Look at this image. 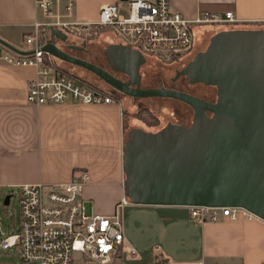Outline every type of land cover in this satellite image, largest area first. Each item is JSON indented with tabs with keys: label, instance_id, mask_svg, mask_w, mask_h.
<instances>
[{
	"label": "crops",
	"instance_id": "0c3cea01",
	"mask_svg": "<svg viewBox=\"0 0 264 264\" xmlns=\"http://www.w3.org/2000/svg\"><path fill=\"white\" fill-rule=\"evenodd\" d=\"M123 1L75 0L69 19L96 22L103 4ZM170 3L173 10L190 19L199 11L224 13L232 10L237 21L195 26L191 51L168 63L142 52L109 27L99 35L106 41L104 54L109 66L97 64L126 80L130 78L126 69L137 67L144 88L166 87L190 92L178 88L183 87L178 82L180 79L184 78L192 86L197 83L213 86L196 80L192 69L201 54L209 52L215 35L229 30H264V0H170ZM63 5L62 2L53 10H62ZM35 20H45L35 0H0V37L22 48L20 50L33 49L23 38L25 33L33 30ZM45 27L44 40L51 35L45 33ZM63 31L72 43L83 41L82 48L69 47L68 51L93 52L87 46L90 42L87 38ZM59 43L63 44L62 41ZM116 46L127 47L128 52L114 49ZM108 50L112 58L114 53L120 54L117 68L110 61ZM151 62L175 67L170 83H166L160 73L151 76L158 83L145 81L148 74L142 68ZM35 73L32 66L0 63V184L3 188L10 190L21 183L67 181L85 169L90 173V181L83 191L88 210L110 215L123 197L128 200L123 207L126 245L133 247L136 254L124 253L122 264H166L169 259L183 263L204 260L206 264H264V219L226 217L222 221L200 223L192 217L191 205L134 201L126 191L125 157L129 131L142 128L157 132L169 123L192 127L198 113L194 106L186 102L194 112L190 123L168 121L157 128L138 116L130 119L121 98L111 103L66 101L35 105L27 99L28 82ZM175 139L184 151L186 145L183 143L188 142L186 137ZM13 227L10 210L3 207L0 239L12 233ZM15 259L0 264H21L19 257Z\"/></svg>",
	"mask_w": 264,
	"mask_h": 264
},
{
	"label": "built area",
	"instance_id": "2783aa9c",
	"mask_svg": "<svg viewBox=\"0 0 264 264\" xmlns=\"http://www.w3.org/2000/svg\"><path fill=\"white\" fill-rule=\"evenodd\" d=\"M62 2V10L54 11V6L59 7ZM35 3L45 20H35L33 30L24 35V43L33 46V52L16 51L0 43V63L35 67L27 95L28 102L35 105L115 100L107 91L82 85L56 71L52 64L54 56L41 48L45 26L61 27L72 33L91 26H107L142 52L168 63L191 51L195 26L237 21L232 10L199 11L190 19L173 10L170 0L105 3L96 22L69 19L75 0H35ZM89 181L90 173L82 169L67 181L21 183L12 187L10 195L19 203L20 222L16 231L0 239V250H17L21 264H122L124 253L135 255L136 250L126 245L123 207L128 203L127 198L117 203L113 214L94 213L83 201ZM189 208L192 217L200 223L222 221L226 217L259 218L243 206L191 205ZM166 264L206 263L169 259Z\"/></svg>",
	"mask_w": 264,
	"mask_h": 264
},
{
	"label": "water",
	"instance_id": "95a60500",
	"mask_svg": "<svg viewBox=\"0 0 264 264\" xmlns=\"http://www.w3.org/2000/svg\"><path fill=\"white\" fill-rule=\"evenodd\" d=\"M68 40L65 33L54 30L41 48L56 58L94 72L112 87L125 94L137 97H173L181 99L197 109L198 113L192 127L169 123L157 132L142 128H132L129 131L127 146L128 144H133L134 146L139 144V141L146 136L155 137V143H159V136L162 135L160 133L164 132L166 134L171 128L174 132L182 128L181 133L175 134V136L186 137L199 118L208 116L211 134L227 153L228 166L224 182L216 192L211 190V193L209 191V188H207L209 184L204 180V177L194 176L192 173H185V171L180 172L184 177V182L187 180L189 192L198 195L206 191L208 196L209 194L216 196L227 203H195L189 200H169L166 197L153 196L143 198V194L148 193V191L151 192L150 188L147 187L151 186L152 181H146L148 185H144L142 188H138L134 184V187L131 186L129 189V178H127L126 191L134 201L185 205L243 206L264 219V30H229L222 34H217L213 37V44L209 52L202 53L199 60L194 63L192 72H194L196 80L216 86L217 96L215 101L173 88L141 87L137 67L126 69L130 78L129 80H123L99 64L71 53L64 48V44L59 43L61 41L66 43ZM0 43L16 51L33 52V50H20L1 37ZM82 46L77 44L70 45V47L77 48H82ZM118 48L129 49L124 46H116L114 49L117 50ZM124 52H128V50ZM107 54L110 56L113 66L117 68L116 65L120 63L118 59L120 54H112L113 58L109 50ZM203 57H209L207 60L209 64L206 63L210 65L206 66L209 67L208 79L201 70L206 65L203 64ZM169 127L170 129L168 130ZM183 128L185 129L183 130ZM185 133L187 134L183 135ZM207 137L209 136H206V139ZM152 141L154 142V139ZM166 141L168 139L164 140V142ZM177 143L179 144V142ZM172 146L174 148L172 150H167L164 146L162 148L155 147L153 151L146 155L151 161H154L152 163L162 167V170L151 169L150 172L153 175L157 177L165 175L166 173L163 171L164 164L170 167L172 163L174 167L178 168L188 160L187 157L181 155L184 154V151L179 148L180 145ZM127 150L126 147V153ZM194 150L198 151V146ZM142 158L145 157L142 156ZM135 163L140 164L138 160ZM151 178H153L152 175ZM200 189L204 191L198 192ZM152 194L155 195L154 193ZM10 198V194L6 195L5 203L9 204Z\"/></svg>",
	"mask_w": 264,
	"mask_h": 264
},
{
	"label": "rangeland",
	"instance_id": "374dc122",
	"mask_svg": "<svg viewBox=\"0 0 264 264\" xmlns=\"http://www.w3.org/2000/svg\"><path fill=\"white\" fill-rule=\"evenodd\" d=\"M122 12L128 13L127 9H122ZM94 28V27H93ZM95 31H99L98 28H94ZM54 30H57L59 32H64L63 28L61 27H45V33H52ZM80 31H85V34L87 35L90 33V28L81 29ZM104 31V30H103ZM74 34H76L78 37H83L80 35L79 31H76ZM100 35V34H99ZM85 36V35H84ZM87 38V37H83ZM87 46L90 50L93 52L91 54H88L86 52L82 51H76L74 50V54L81 56L83 58L89 59L93 62L103 64L104 66H109L108 62L106 60L104 49L106 46V41L104 39H101V37H88ZM79 44L82 45L81 40H77ZM64 44V48L66 50H69V47L72 43V40H68ZM73 53V52H72ZM98 55L99 59H95V56ZM215 55V54H214ZM204 60L203 64H209L207 60L209 57H203ZM204 65L201 69L208 79V71L210 65ZM61 65L76 74L77 76L83 78L87 82L97 86L101 87L105 90H111L112 86L101 79L97 74L94 72L81 67L79 65H75L66 61H62ZM174 68L175 67H165L163 65L154 64L151 62V64H147L142 68L144 73L148 74V80H145L146 82H152L158 83L157 79H152L151 76L157 75L156 73L162 74L165 78L166 83H170V77L174 74ZM153 77V76H152ZM167 78V79H166ZM169 79V80H168ZM159 81V80H158ZM179 84L183 87L178 88H184L186 90H189L192 93H196L200 95L202 98L211 99L216 98L217 91L216 87L213 86H207L203 83H197L195 85H189L188 82L182 78L180 81H178ZM185 86V87H184ZM120 98L123 100L125 108L127 109V114L132 117H140L141 119L151 122L153 121V117L147 112H142L143 116L139 115L140 106L144 105V107L155 113L160 121L159 123H153L154 127H161L168 121H174V122H186L190 123L193 119V109L192 107L187 104L186 102L172 98V97H162V96H149V97H132L127 94H122ZM138 116V117H137ZM155 124V125H154ZM151 126L150 124H148ZM170 127L168 128V130ZM185 128H183L184 130ZM167 130V131H168ZM190 133L186 136V139L188 142L184 143L183 145H188L185 147L184 154H181L182 156L187 157L186 163H183L180 167H174V165L171 163V166L169 165H163V171L166 173L163 176L157 177L153 175L150 171L151 169L154 170H162V167L157 165L156 163H152L154 161H151L150 158L146 157L148 153L154 150L155 147H166L167 150L174 149L172 145L175 147L179 145L176 142L177 137L174 138L175 134L181 133L182 128L179 131L174 132L171 128L170 131H168L166 134L164 132L160 133L162 134L159 136L160 142L155 143V137H145L141 141H139V144L133 145L128 144L127 146V153H126V170L128 172V188L130 189L131 186L134 187V184L137 185L138 188H142L144 185H148L146 181L151 182L152 184L150 187L151 192L154 193L153 195L150 191L148 193L143 194V198H150V197H166L169 200H180V201H192L195 203H227L226 201L217 198L216 196L206 194V191L203 189H200L198 192H203L198 195H194L195 193L189 192L187 188V180L184 182V177L180 172L185 171L189 173H192V175L196 176H202L204 177L205 181L209 184L207 188H209V191L212 193L216 192V190L223 184L226 169L228 166V156L226 151L223 149V147L219 144V142L215 139V137L210 132V125H209V117L203 116L198 119L196 125L190 129ZM187 133L183 134L186 135ZM166 135V136H165ZM206 136L207 137L206 139ZM158 138V137H157ZM154 139V142L152 141ZM165 139H168V141L164 142ZM198 146V151H195L194 148ZM145 151V152H144ZM171 153V152H170ZM145 157V158H142ZM136 160H138L139 163H135ZM186 165V166H185ZM153 178H151V175ZM181 175V177H180ZM131 180V183H130ZM182 183V184H180ZM211 188V189H210ZM128 189V190H129ZM135 189V188H134ZM212 190V191H211ZM164 198V199H166ZM4 203V197L0 195V211L2 213ZM10 210V221L11 224L14 226H19V222L17 221V215L19 210V203L18 201L12 197V201L9 205ZM14 214V215H13ZM16 218V220H14ZM12 254H16L17 250H11Z\"/></svg>",
	"mask_w": 264,
	"mask_h": 264
},
{
	"label": "trees",
	"instance_id": "16d2710c",
	"mask_svg": "<svg viewBox=\"0 0 264 264\" xmlns=\"http://www.w3.org/2000/svg\"><path fill=\"white\" fill-rule=\"evenodd\" d=\"M93 27H94V28H98L99 31L96 32L95 29H94ZM89 28H90V33H88V34L86 35V34H85V31H80V35H82L83 37H87V38H88V37H96V36H99V34H100L103 30H106V29H108L109 27H107V26H91V27H89ZM84 35H85V36H84ZM42 40L45 41L44 39H42ZM62 61H63V60L54 57V60H53V63H52L53 66H54V68L56 69V71L59 72L60 74L68 75V76L72 77L76 82H78V83H80V84H82V85L89 86V87H91V88H97V89H101V90L107 91V92H109L110 94H112V95L114 96L115 99H119L120 96H121L122 94H125V93H123V92L117 90V89L114 88V87H112L111 90H105V89H103V88H101V87H97V86H95V85H93V84L87 82L86 80H84L83 78L77 76V75L74 74L73 72H71V71L65 69V68L61 65V62H62ZM216 91H217V89H216ZM142 112H143V113H144V112H147V114H149V115H151V116L153 117V121H152V123L146 121L147 124L153 125V123H156V124L159 123V121H160L159 117H158L155 113H153V111L150 110L149 108H148V109H147V107H146V108H145V107L141 108V109H140V112H139V115H140V116H143V113H142ZM154 125H155V124H154ZM157 125H158V124H157ZM9 194H10V190L5 189V188H3V187H0V195L3 196L4 199H5V196H6V195H9ZM11 201H12V197L10 198V203H11ZM10 203L7 204V203H5V201H4V203H3L4 206H3V207H4V208H7V207L9 208ZM18 218H19V222H20V214H19V210H18ZM17 229H18V227L14 225V227H13V231H16ZM15 257H19V255H18L17 253H16V254H12L10 251H2V250H0V262H2V263H5V262H14V261L16 260Z\"/></svg>",
	"mask_w": 264,
	"mask_h": 264
},
{
	"label": "flooded vegetation",
	"instance_id": "af4514ba",
	"mask_svg": "<svg viewBox=\"0 0 264 264\" xmlns=\"http://www.w3.org/2000/svg\"><path fill=\"white\" fill-rule=\"evenodd\" d=\"M118 77H119V76H118ZM120 78L123 79V80H126L125 78H122V77H120ZM213 87H216V86L213 85ZM205 99H206V98H205ZM207 100L215 101L216 98L214 97V98L207 99ZM143 107H144V105H142L140 108H143Z\"/></svg>",
	"mask_w": 264,
	"mask_h": 264
}]
</instances>
